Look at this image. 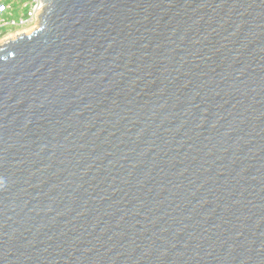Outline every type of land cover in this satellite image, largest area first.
I'll return each instance as SVG.
<instances>
[{
  "label": "water",
  "instance_id": "obj_1",
  "mask_svg": "<svg viewBox=\"0 0 264 264\" xmlns=\"http://www.w3.org/2000/svg\"><path fill=\"white\" fill-rule=\"evenodd\" d=\"M42 2L0 46V264H264V0Z\"/></svg>",
  "mask_w": 264,
  "mask_h": 264
},
{
  "label": "built area",
  "instance_id": "obj_2",
  "mask_svg": "<svg viewBox=\"0 0 264 264\" xmlns=\"http://www.w3.org/2000/svg\"><path fill=\"white\" fill-rule=\"evenodd\" d=\"M42 4V0H0V41L13 39L39 24Z\"/></svg>",
  "mask_w": 264,
  "mask_h": 264
},
{
  "label": "rangeland",
  "instance_id": "obj_3",
  "mask_svg": "<svg viewBox=\"0 0 264 264\" xmlns=\"http://www.w3.org/2000/svg\"><path fill=\"white\" fill-rule=\"evenodd\" d=\"M38 25V24H37ZM37 25L36 26H33V27H28V28H26V31H24L25 33H30L33 29H35L36 27H37ZM35 27V28H34ZM16 36V35H15ZM15 36H12V38L13 37H15ZM14 39V38H13ZM7 40H5V41H0V46H3L4 44H5V42H6Z\"/></svg>",
  "mask_w": 264,
  "mask_h": 264
}]
</instances>
